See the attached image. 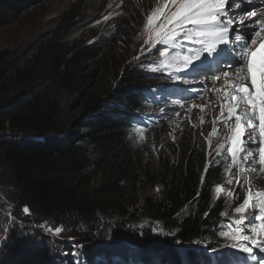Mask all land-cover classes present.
Instances as JSON below:
<instances>
[{"label": "trees", "instance_id": "16d2710c", "mask_svg": "<svg viewBox=\"0 0 264 264\" xmlns=\"http://www.w3.org/2000/svg\"><path fill=\"white\" fill-rule=\"evenodd\" d=\"M45 2L0 0V26ZM83 28L69 13L21 55L0 48V97L22 89L0 104V198L15 217L0 226V264H255L219 235L236 218L244 175L233 197L217 198L229 163L202 137L149 169L134 134L159 93L142 87L139 71L107 91L115 58L105 32L74 42ZM140 183L156 191L137 202ZM45 223L75 239L61 243L64 254Z\"/></svg>", "mask_w": 264, "mask_h": 264}, {"label": "rangeland", "instance_id": "374dc122", "mask_svg": "<svg viewBox=\"0 0 264 264\" xmlns=\"http://www.w3.org/2000/svg\"><path fill=\"white\" fill-rule=\"evenodd\" d=\"M134 1L46 0L40 7L26 12L19 18L7 17V24L0 26V48L9 49L14 55L17 51V55H21L23 52L30 50L34 43L53 29L58 24L61 16L74 13L78 16V20L84 23V28L76 35L74 42L86 41V43H90L99 37L100 33L105 32L107 51L115 58V66L105 79V86L108 87L107 91L113 93L116 90L123 89L125 83L122 78L126 73L133 71L142 73L144 80L141 81V84L146 90L155 91L159 89L160 92L164 91L159 95L158 105H152L153 107L144 112L146 115L151 116H147L150 121L137 126L134 134L137 153L149 169H153L160 161L175 160L181 146L186 141L197 140L199 137L204 139L206 145L213 143V149H210L209 153L213 151L212 155L220 156L221 160L230 164L231 157L227 154V151L223 154V150L218 153L216 149L220 144H225V149H227L226 138L230 135L229 125L234 123V118L232 121L226 122V112L222 118L218 102L215 101L214 104L210 101L203 102L204 99L212 96L219 98L216 90L212 92V96L206 94L204 96L205 89L203 90L204 85L201 77H210L214 73L211 72L208 66V71L203 75L195 74L190 71V68H183L180 65L165 66L168 57H161L156 48L143 43L147 36L144 25L151 8L146 11L147 9L144 6H147V1L143 0L141 2V0H138L140 8L137 9L134 6ZM152 6L153 2L150 7ZM105 16L108 19H105ZM143 30L145 33L140 38L139 35ZM183 45L188 48L197 47L188 43ZM182 46L178 45L175 49H165L159 45L156 47L161 48V51L167 50L169 56H172L177 52H182ZM156 57L158 61L155 60ZM225 69L227 68L225 67ZM169 87L178 88L179 90L176 89L174 92L168 93ZM20 91L22 89L3 94L0 97V104L9 102ZM202 96L204 98H201ZM193 105H196V107H193ZM202 106L207 109L201 111ZM77 112L78 110L73 112L72 119L77 115ZM213 127L217 129L215 135H212ZM254 154L257 160L254 164L251 160H241L245 167L243 174L245 182L242 185L246 190L251 186L254 192L264 191V173L259 171L258 152ZM253 167L257 169L256 172L251 170ZM232 171H234L232 184L227 182L228 176L217 184L223 186L226 191H233L238 176L239 178L242 177V175L236 173L235 169ZM97 183H99V179L93 180L92 184L97 185ZM155 191L156 188L140 183L136 189L137 202H140L145 194ZM9 212L13 216L12 206L6 204L5 200L0 198V226L6 219L12 220V217L8 215ZM45 224V230H43L46 235H49L53 244H59V252L64 254L65 247L62 248V246L72 243L75 239L62 233L60 235L50 233L47 228L54 227L55 224ZM254 250L257 251L255 264H258V260L264 258V252H260L258 249Z\"/></svg>", "mask_w": 264, "mask_h": 264}, {"label": "snow or ice", "instance_id": "6c2138e0", "mask_svg": "<svg viewBox=\"0 0 264 264\" xmlns=\"http://www.w3.org/2000/svg\"><path fill=\"white\" fill-rule=\"evenodd\" d=\"M247 4L250 7L239 21L242 29L233 23L237 14L233 7H243L237 5L236 0H163L162 5L154 7L147 15L144 25L148 38L143 43L156 48L161 57H168L165 61L168 67L180 65L195 70V61L203 63L201 57L218 54L221 46L234 53L233 60L227 63V70L222 71L224 87L216 90L218 94L222 93L219 97L221 116L226 112V122L234 118V123L229 125L230 135L226 138V151L231 163L227 164L224 172L229 184L233 183V169L238 175L244 174L241 160L257 162L255 152H258L259 171L264 173V10L258 13L252 6V0H247ZM104 18L108 19L107 16ZM184 43L198 47L172 56L167 50L161 51L156 47L175 49ZM214 79L220 80L221 76ZM216 131L213 127L212 135ZM224 148L225 144H220L216 150L219 153ZM208 167L206 164L205 173ZM251 170L257 171L255 167ZM237 184H240L239 180ZM215 194L217 198L222 194L229 198L234 196L233 191H226L220 185L215 186ZM22 211L30 215L27 206ZM234 212L236 218L219 235L229 241L226 247L238 248L256 259L254 249L264 252V191L254 192L249 186ZM8 215L14 222L12 213ZM221 215L228 216V213L221 212ZM8 230L7 227L4 229L5 232ZM47 231L60 235L63 229L54 226ZM258 264H264V258L258 260Z\"/></svg>", "mask_w": 264, "mask_h": 264}, {"label": "bare ground", "instance_id": "6f19581e", "mask_svg": "<svg viewBox=\"0 0 264 264\" xmlns=\"http://www.w3.org/2000/svg\"><path fill=\"white\" fill-rule=\"evenodd\" d=\"M138 0H135L134 1V6H135V8H140V6L138 5V2H137ZM143 0H141V2H142ZM147 2H146V4H147V6H144V8H146L147 10L146 11H148V10H150V8H151V10L154 8V7H157V6H159V5H162L163 4V0H146ZM153 2V6L152 7H150V5H151V3ZM237 2H238V0H236V4H237ZM255 3H256V0H255ZM140 5L141 6H143L142 5V3H140ZM238 5V4H237ZM233 9H235V7H233ZM240 10H243V9H240L239 7H238V10L237 11H235L237 14L233 17V23H234V26H236V27H238V24L236 23L237 21H240L241 19H243L244 18V15H238V13L240 12ZM245 10H248V8L247 9H245ZM240 27H242V26H240ZM144 33H145V31L143 30L141 33H140V35H139V37L141 38V37H143V35H144ZM148 38V36H146V39ZM146 39H144V40H146ZM144 40H143V42H144ZM143 45V44H142ZM181 51L182 52H184V53H186V50L185 49H183V48H181ZM220 52V51H219ZM218 52V53H219ZM232 53V52H231ZM233 54V53H232ZM207 58L208 57H201V59L203 60V67H202V65H201V63L199 62V61H195L194 63H195V70H193L192 68H190V71L191 72H194L195 74H198V75H203L206 71V69H207V66H209L208 65V63H207ZM225 67L227 68V66H223V69L218 73V74H216V75H211L210 77H201L202 79H201V81H202V84L204 85V87H203V85H202V87H203V90L205 91H203L204 92V96H205V94L207 95V96H212L211 94H212V92L214 91V90H217V89H219V88H223L224 87V79H223V76H222V71L223 70H227V69H225ZM203 68H206L205 70L203 69ZM215 76H221V79L220 80H215L214 79V77ZM175 87V86H174ZM156 89V88H155ZM179 90L178 88H172V87H169L168 88V93H172V92H174L175 90ZM162 90H164V89H162ZM147 91H149V90H147ZM155 91H157L159 94H158V98H159V95L160 94H162V92H164V91H162V92H160L159 91V89L157 90H155ZM214 95H215V93H214ZM217 95L220 97V95H222V93H220V94H218L217 93ZM213 97V98H212ZM211 98H207V99H204V101L203 102H206L207 103V101H210L212 104H214V102L216 101V102H218V104H219V106H220V104H221V100H220V98H215V96H212ZM201 98H204L203 96L201 97ZM159 101V100H158ZM201 103V102H200ZM202 108L203 109H205L206 107L205 106H202ZM207 109V108H206ZM145 110V109H144ZM221 110V109H220ZM210 111V110H209ZM223 118V117H222ZM141 125V124H140ZM135 261H138V260H135ZM139 262V261H138ZM136 264V263H135Z\"/></svg>", "mask_w": 264, "mask_h": 264}]
</instances>
